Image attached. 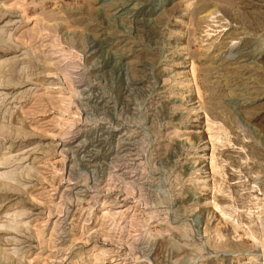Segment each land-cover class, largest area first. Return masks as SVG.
I'll list each match as a JSON object with an SVG mask.
<instances>
[{"label": "rangeland", "instance_id": "rangeland-1", "mask_svg": "<svg viewBox=\"0 0 264 264\" xmlns=\"http://www.w3.org/2000/svg\"><path fill=\"white\" fill-rule=\"evenodd\" d=\"M0 264H264V0H0Z\"/></svg>", "mask_w": 264, "mask_h": 264}]
</instances>
